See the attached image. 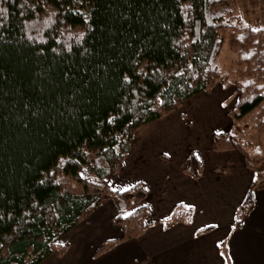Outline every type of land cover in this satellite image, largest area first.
<instances>
[{
  "label": "trees",
  "instance_id": "obj_1",
  "mask_svg": "<svg viewBox=\"0 0 264 264\" xmlns=\"http://www.w3.org/2000/svg\"><path fill=\"white\" fill-rule=\"evenodd\" d=\"M0 8V264L62 256L63 236L109 200L123 234L97 253L140 236L149 226L147 185L114 191L107 178L137 129L214 88L227 38L241 67L231 113L237 122L260 109L262 151L251 157L226 131L212 133L211 147L238 148L253 169L264 161V28L230 23L231 0H5ZM133 69L148 73L135 90L123 80ZM203 169L190 149L183 170L199 178ZM256 186L237 226L255 206ZM192 214L177 205L165 225Z\"/></svg>",
  "mask_w": 264,
  "mask_h": 264
},
{
  "label": "crops",
  "instance_id": "obj_2",
  "mask_svg": "<svg viewBox=\"0 0 264 264\" xmlns=\"http://www.w3.org/2000/svg\"><path fill=\"white\" fill-rule=\"evenodd\" d=\"M216 85L137 129L120 170L107 178L117 190L145 182V202L150 208L146 230L97 253L104 241L123 234L121 226L113 222L118 208L109 200L63 236L69 242L65 254H52L39 264H223L218 251L231 253L235 264H264L263 183L257 181L253 210L241 225H236L237 209L256 178V169L247 165L238 148L213 150L212 137L205 149L192 147L188 141L196 133L191 131L192 117L198 122L196 113L203 112L207 103L216 102L220 113L228 112L223 108L222 96L214 91ZM184 141L185 146L177 147ZM191 148L203 163L199 178L183 170ZM180 204L195 205L191 223L177 221L166 226L165 220ZM214 223L221 227H208ZM233 227L234 232L230 230ZM226 232L228 247L218 250L216 244Z\"/></svg>",
  "mask_w": 264,
  "mask_h": 264
},
{
  "label": "rangeland",
  "instance_id": "obj_3",
  "mask_svg": "<svg viewBox=\"0 0 264 264\" xmlns=\"http://www.w3.org/2000/svg\"><path fill=\"white\" fill-rule=\"evenodd\" d=\"M231 5L233 12L227 18L230 23H243L252 28H264V0H231ZM229 34L230 31H227V35ZM239 59L240 55L231 48L227 38L223 43L219 56L218 65L221 79L217 82L214 91L222 96L223 108L228 112L220 113L216 108V102L213 101L204 106L205 110L203 112L196 113L195 111L194 114H199L196 115L198 122L191 115L193 119L191 131L196 133L192 139L188 140L192 147L205 149L210 146L209 139L214 131H226L232 136L235 143L240 142L243 144L251 157L261 153L262 148L256 127L260 119V109L248 112L237 122H234L231 113L238 101L237 85L234 81L240 79V75L236 73L241 68L238 65ZM185 144V141L178 143L177 147H183ZM254 176L259 184H264V161L256 168ZM61 241L63 243L67 242L64 239Z\"/></svg>",
  "mask_w": 264,
  "mask_h": 264
},
{
  "label": "snow or ice",
  "instance_id": "obj_4",
  "mask_svg": "<svg viewBox=\"0 0 264 264\" xmlns=\"http://www.w3.org/2000/svg\"><path fill=\"white\" fill-rule=\"evenodd\" d=\"M5 2V0H0V4H3ZM69 2H73V3H83V0H69ZM4 11L3 8H0V12ZM55 14V13H53ZM82 15V14H81ZM256 31H259V30H256ZM139 63V62H137ZM179 75H182L181 73H177ZM141 75H148L147 72L141 70L140 72H136L135 69L132 70V74L131 75H128V74H125L123 76V80L125 81L126 84L128 85H133L134 86V80L137 79L139 76ZM261 87H264V85H261ZM133 90H135V86L133 87ZM159 99V98H158ZM160 103H163V100H160ZM116 120V117H112L111 119H109L107 122L108 123H113L114 121ZM167 155V153H166ZM41 183H43V181H41ZM114 191L117 190V189H113ZM125 191H127V189H125ZM189 207L195 209V205H189ZM189 223H191V221H189ZM208 227L210 228H220L221 225L219 223H214V224H209ZM231 231H235V228H231L230 229ZM201 232H204L205 229L204 228H201L200 229ZM227 239V232L225 233V237L224 238H221L217 244H216V247L217 249L219 250L221 247H225L227 248L228 245L225 243V240ZM0 247H2V245H0ZM218 254L220 257L223 258V264H235V261L232 259V254L231 253H227L226 252H220L218 251Z\"/></svg>",
  "mask_w": 264,
  "mask_h": 264
}]
</instances>
